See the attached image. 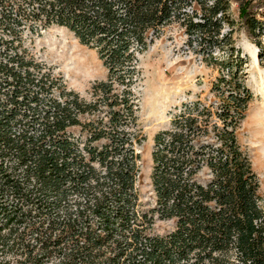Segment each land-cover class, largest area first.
<instances>
[{
	"label": "trees",
	"instance_id": "obj_1",
	"mask_svg": "<svg viewBox=\"0 0 264 264\" xmlns=\"http://www.w3.org/2000/svg\"><path fill=\"white\" fill-rule=\"evenodd\" d=\"M0 3L2 22L14 36L0 50L6 58L0 59L1 253L24 256L16 264H44L54 257L53 264H264L260 181L236 133L240 103H247L250 94L232 92L230 103L238 107L216 113L222 126L211 122L209 107L195 102L185 105L171 128L157 133L156 206L142 211L135 188V134L122 129L132 114L113 109L111 128L94 127L81 148L68 128L81 124L79 114L95 105L72 92L55 96L57 82L32 70L34 63L14 46L23 25L66 27L82 44L98 50L111 78L130 86L138 53L173 22L191 34L209 33L219 45L215 35L228 21L230 0ZM247 20L254 32H264V21ZM234 64L227 63L231 79L238 76ZM96 88L111 93L112 82L101 81ZM121 105L132 111L130 91L115 95L111 106ZM210 127L217 142L202 143ZM101 137L109 142L102 148L92 145ZM152 211L174 219L175 229L166 235L147 233ZM11 225L27 230L3 232ZM0 264L12 263L2 258Z\"/></svg>",
	"mask_w": 264,
	"mask_h": 264
},
{
	"label": "rangeland",
	"instance_id": "obj_2",
	"mask_svg": "<svg viewBox=\"0 0 264 264\" xmlns=\"http://www.w3.org/2000/svg\"><path fill=\"white\" fill-rule=\"evenodd\" d=\"M3 6L0 3L1 51L6 49L3 41L14 38L2 22ZM249 17L264 21V0H230L228 21L223 23L220 34L215 35L219 45H215L209 33L191 34L179 22L167 25L159 36H153L145 52L138 53V60L133 63L136 75L130 86L121 78H111L98 50L82 44L66 27L33 28L30 24L23 25L18 29L19 38L14 46L22 58L34 63L32 70H40L41 75H50V79L57 82L55 96L61 92H72L85 104L96 106L79 114L81 124L68 128L81 148L88 143L94 127L98 130L111 128L113 109L132 114L122 129L135 134L133 148L139 155L135 188L138 209L142 211H151L156 206L152 174L157 133L171 128L173 119L185 110V105L195 102L209 107L213 113L211 122L222 126L224 121L216 113L229 105L232 111L238 107L230 103L232 92L250 94L247 103H240L238 113L241 115L236 133L259 178V193L264 207V32H254L248 24ZM0 59L6 62V58ZM227 63H235L236 79H231ZM101 81L112 82L111 93L105 94L96 88ZM127 90L134 100L132 111L123 105L111 106L115 95H122ZM214 134L210 127L209 135L202 137L201 142H217ZM108 142V137H101L92 145L102 148ZM95 166L100 169L98 163ZM200 175L208 176L205 172ZM151 214L152 223L147 233L166 235L175 229L174 219H163L153 211ZM10 228L18 232L27 230L25 225H11L3 232ZM0 254V259L10 258L12 264L24 258L16 252L6 254L0 251ZM55 262L57 259L54 257L50 261L45 260L44 264Z\"/></svg>",
	"mask_w": 264,
	"mask_h": 264
}]
</instances>
